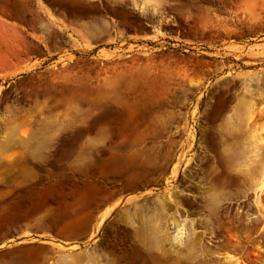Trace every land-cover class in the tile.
<instances>
[{"label": "rangeland", "instance_id": "obj_1", "mask_svg": "<svg viewBox=\"0 0 264 264\" xmlns=\"http://www.w3.org/2000/svg\"><path fill=\"white\" fill-rule=\"evenodd\" d=\"M198 1L0 0V264H264V0Z\"/></svg>", "mask_w": 264, "mask_h": 264}, {"label": "flooded vegetation", "instance_id": "obj_2", "mask_svg": "<svg viewBox=\"0 0 264 264\" xmlns=\"http://www.w3.org/2000/svg\"><path fill=\"white\" fill-rule=\"evenodd\" d=\"M93 1H95V0H93ZM196 2L199 3L198 0H196ZM172 5L174 6V10H173L174 14L170 15L169 18H164V16H163L162 20H160V24L159 25L145 23L146 29H145L144 33L146 34V36L148 38H150V37L153 36V34L156 31H158L159 28L160 29H164V27L167 26L165 23H162L163 21L164 22L165 21L166 22L174 21L175 23L172 24L173 29L172 30L169 29L168 31H166L167 34L170 35V36H168L170 41L169 42H165V43H167L168 45H170V46L175 48V47H180L181 46V42L184 41V40L181 39L182 29H181V26L178 24V22L181 20L180 15L178 14L181 11V8H180L181 3L179 1H176ZM216 9H220L223 12H225L227 10V5H226V3H224V0H222L220 3L217 4ZM89 17L90 18L87 21L93 22L96 19H99L101 16L100 15H89ZM104 17H107L109 19H113L109 15H104ZM130 37H134V36H130ZM215 41L216 42H221V41H224V40L217 39ZM208 42H209V39H206L205 41L200 42V43H208ZM103 44H105V43L104 42L100 43L98 46H102ZM129 45H132V44H129ZM134 46L137 47L138 45H134ZM171 53H173V54H171ZM47 55H48L47 56V60H51V63H53L54 62V59H53L54 53H51V58H49L50 53H48ZM148 56L159 57V58H162L163 60L169 58L171 61H176L177 59L180 58L181 53L178 50H174V49H171L169 47H161V48L155 49L154 53L151 52V53L143 54V53H136V52L132 51V53L124 56L122 59H127L128 60V62H126V65L133 66L135 64H142L141 60L143 58H145V57H148ZM171 56H174V58H171ZM90 59H91V61H90L88 67L96 69L97 72L99 70L103 69V67H105L104 63L93 62V61L97 60V57H91ZM117 59L118 58H115L114 60H117ZM82 66H84V65H80L79 67H82Z\"/></svg>", "mask_w": 264, "mask_h": 264}, {"label": "crops", "instance_id": "obj_3", "mask_svg": "<svg viewBox=\"0 0 264 264\" xmlns=\"http://www.w3.org/2000/svg\"><path fill=\"white\" fill-rule=\"evenodd\" d=\"M30 44L34 46L35 49H33V51L30 52V56L32 57V60L30 62H22L21 64V69H25L26 67H29L30 65L34 64L36 61H42L44 59H47V56L44 57L43 55H41V53H39V51H36V48H39L40 45H38L37 43H34L32 40H30ZM41 49V48H40Z\"/></svg>", "mask_w": 264, "mask_h": 264}, {"label": "bare ground", "instance_id": "obj_4", "mask_svg": "<svg viewBox=\"0 0 264 264\" xmlns=\"http://www.w3.org/2000/svg\"><path fill=\"white\" fill-rule=\"evenodd\" d=\"M226 140V139H224ZM253 141L256 145H263L264 140L261 138L253 137ZM228 159L233 163L234 162V155L228 157ZM230 258V257H229ZM228 260V259H227Z\"/></svg>", "mask_w": 264, "mask_h": 264}]
</instances>
